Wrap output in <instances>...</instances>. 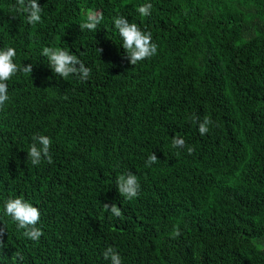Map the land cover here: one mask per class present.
Masks as SVG:
<instances>
[{
    "label": "trees",
    "instance_id": "trees-1",
    "mask_svg": "<svg viewBox=\"0 0 264 264\" xmlns=\"http://www.w3.org/2000/svg\"><path fill=\"white\" fill-rule=\"evenodd\" d=\"M37 3L33 25L0 0V49L33 65L7 81L0 109V264H110L109 246L122 264H264V0ZM88 10L103 13L95 31L79 27ZM117 16L151 32L157 53L132 65ZM44 47L77 55L89 79L56 75ZM193 116L211 118L208 133ZM33 135L51 138L52 163L28 159ZM129 171L131 200L116 183ZM17 197L40 211L38 241L4 213Z\"/></svg>",
    "mask_w": 264,
    "mask_h": 264
},
{
    "label": "clouds",
    "instance_id": "clouds-1",
    "mask_svg": "<svg viewBox=\"0 0 264 264\" xmlns=\"http://www.w3.org/2000/svg\"><path fill=\"white\" fill-rule=\"evenodd\" d=\"M151 8V4H144L138 6L137 11L141 16L146 17L150 15ZM11 9L16 12L25 13L29 24L35 25L41 22V13L43 9L37 3V0H16V4L12 5ZM85 15L86 19L79 25L80 29L95 31L97 25L103 20V13L95 10H88ZM113 22L122 41L121 46L125 50L127 58L132 65L148 59L157 53L158 46L152 42L151 32L142 31L136 23H129L128 19L123 16L115 17ZM99 50L100 52L102 51L101 49ZM41 54L48 58L52 71L65 80L73 75L78 77L81 81H87L90 77L91 69L86 67L77 55L67 50L44 47ZM15 56L16 50L13 47L0 49V109H2L9 100L7 81L18 72L31 74L33 71L32 64L20 66L14 63ZM192 119L194 123L198 122V131L201 136L209 132V125L213 123L210 117L205 116L202 121H199V118L195 116H193ZM32 141L27 152L28 159L31 160V163L33 165H39L41 161L45 159L48 163H52L53 159L50 154L52 145L51 138L47 135H33ZM171 143L173 148H182L185 146V140L179 136L174 137ZM187 151L189 154H192L194 149L188 147ZM157 160L156 154L152 153L148 156L145 166L150 167L152 164L156 163ZM116 183L121 196H124L128 200L138 196L140 183L137 176L132 172L129 171L119 175ZM103 208L105 211H110L111 215L116 218L123 217L121 209L115 203H104ZM4 213L12 218L19 229H24L23 235L28 239L38 241L43 235L42 230L36 227L40 220L39 209L22 197L7 199L4 204ZM5 232V227H0V252H3V237ZM171 236L173 239L180 236L178 227L174 229ZM102 256L105 260H109L110 264H122L120 254L111 246L103 251ZM17 259L20 261L24 259L20 252H15L13 254V260L16 261Z\"/></svg>",
    "mask_w": 264,
    "mask_h": 264
}]
</instances>
